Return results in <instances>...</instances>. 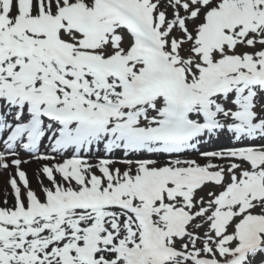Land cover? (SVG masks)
<instances>
[{
    "label": "snow or ice",
    "instance_id": "1",
    "mask_svg": "<svg viewBox=\"0 0 264 264\" xmlns=\"http://www.w3.org/2000/svg\"><path fill=\"white\" fill-rule=\"evenodd\" d=\"M0 177V264H264V0H0Z\"/></svg>",
    "mask_w": 264,
    "mask_h": 264
},
{
    "label": "bare ground",
    "instance_id": "2",
    "mask_svg": "<svg viewBox=\"0 0 264 264\" xmlns=\"http://www.w3.org/2000/svg\"><path fill=\"white\" fill-rule=\"evenodd\" d=\"M34 164V163H33ZM32 168V167H31ZM27 170L29 171V167L27 168ZM31 170V174H32V169H30ZM2 181H3V178L2 177H0V185H2ZM11 199V198H10Z\"/></svg>",
    "mask_w": 264,
    "mask_h": 264
}]
</instances>
